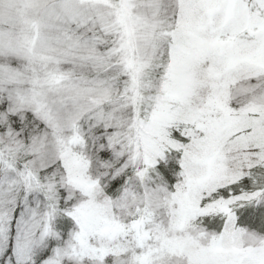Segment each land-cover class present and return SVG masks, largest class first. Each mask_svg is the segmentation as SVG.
I'll return each mask as SVG.
<instances>
[{
	"label": "snow or ice",
	"instance_id": "6c2138e0",
	"mask_svg": "<svg viewBox=\"0 0 264 264\" xmlns=\"http://www.w3.org/2000/svg\"><path fill=\"white\" fill-rule=\"evenodd\" d=\"M0 264H264V0H0Z\"/></svg>",
	"mask_w": 264,
	"mask_h": 264
}]
</instances>
